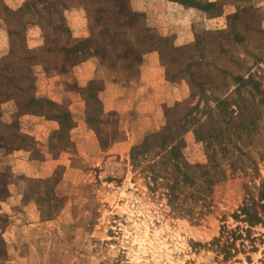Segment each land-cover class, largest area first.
<instances>
[{
	"label": "rangeland",
	"instance_id": "1",
	"mask_svg": "<svg viewBox=\"0 0 264 264\" xmlns=\"http://www.w3.org/2000/svg\"><path fill=\"white\" fill-rule=\"evenodd\" d=\"M3 1L0 30L14 36L13 53L0 60V100L36 85L34 62L65 67L78 60L64 8H83L89 16L93 39L86 46L92 48L84 56L106 55L112 43L125 51L124 32L132 21L128 0H27L15 11L3 9ZM242 17L246 37L262 34L259 13L246 10ZM31 18L47 37L37 52L25 44ZM226 48L214 63L191 68L183 61L194 80L185 98L167 109L165 124L143 142L131 145L116 130L103 137L100 157L81 159L79 171L55 166L39 206L47 221L23 227L14 241L0 234V264H261L264 243L249 253L251 261L245 253L221 261L194 244L219 235L223 214L264 177V44L249 45L244 55L233 44ZM227 223L236 225L229 216ZM256 230L264 233V226Z\"/></svg>",
	"mask_w": 264,
	"mask_h": 264
},
{
	"label": "crops",
	"instance_id": "2",
	"mask_svg": "<svg viewBox=\"0 0 264 264\" xmlns=\"http://www.w3.org/2000/svg\"><path fill=\"white\" fill-rule=\"evenodd\" d=\"M26 1L4 0L3 9L15 11ZM128 2L132 21L123 53L112 43L106 55L84 56L92 48L86 46L93 39L89 16L83 8H64L78 60L65 67L34 62L36 85L0 100V234L8 241L23 227L47 221L39 206L55 166L79 171L81 159L100 157L101 141L112 132L124 131L133 145L165 124L167 108L185 98L187 83L194 80L184 60L192 68L220 61L228 44L243 55L249 45L264 44V0ZM246 10L259 13L261 35L246 37L240 31ZM13 36L0 30V60L13 53ZM25 44L35 52L46 47L37 18L27 24Z\"/></svg>",
	"mask_w": 264,
	"mask_h": 264
},
{
	"label": "trees",
	"instance_id": "3",
	"mask_svg": "<svg viewBox=\"0 0 264 264\" xmlns=\"http://www.w3.org/2000/svg\"><path fill=\"white\" fill-rule=\"evenodd\" d=\"M92 85H96V83H89V86ZM177 167V172L183 176V179L190 180L194 184L186 169L180 167L179 164ZM251 188V191L246 192L247 195L244 196L236 209L229 214H223L219 235L206 243L194 241V244L203 245L213 250L217 257L221 256V261L237 259L239 253H245L248 261H251L249 253L258 251L260 245L264 243V233L256 230V227L264 226V177L260 175V183H254ZM228 216L236 222L235 226L227 223ZM259 261L264 264V255Z\"/></svg>",
	"mask_w": 264,
	"mask_h": 264
}]
</instances>
